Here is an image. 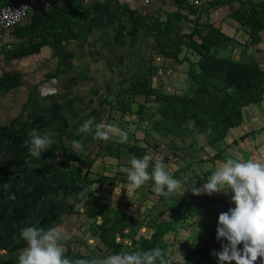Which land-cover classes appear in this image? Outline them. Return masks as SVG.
Here are the masks:
<instances>
[{"label":"rangeland","instance_id":"374dc122","mask_svg":"<svg viewBox=\"0 0 264 264\" xmlns=\"http://www.w3.org/2000/svg\"><path fill=\"white\" fill-rule=\"evenodd\" d=\"M263 1L213 0L201 7H194L186 0L184 3L168 0L158 9L141 16L140 19L146 25L136 28L139 35H136V30L133 34L129 32L132 45L145 44L147 50L149 45L170 43L173 51L178 40L182 45L177 60L174 59L176 55H172L173 52L167 54L165 48L158 56L145 54L143 57L148 60L150 56L152 59L149 61L155 62V69L159 66L162 71L154 83L164 95L163 104L169 101L168 94H190L191 90L195 91L197 86L189 78L188 63L184 58L195 63L200 58V52L209 50L219 57L255 62L264 69V32L259 34L260 41L255 44L248 35L249 28L244 24L245 14L262 15L258 4ZM193 68L198 71L196 66ZM208 84L216 92L223 86L215 78L208 80ZM112 90L116 95L110 93L108 96L112 108H103L104 120L108 119V125L128 132L129 145L140 149L138 158L145 154L153 157L149 171L157 160L162 161L169 174L180 181V188L170 197H164L153 191V181L150 180L141 188L127 192V179L116 175L120 171L114 172L111 169L115 163L113 158L119 161L120 157L119 146L115 145L111 154L108 152L112 159H100L93 170L88 162H82L86 167H80L72 156L69 158L72 154L66 151L70 147L66 151L61 150V147L56 148L59 151L54 153L58 152L60 156L63 151L62 160L65 164L59 166L61 162L57 160L58 166L53 171L48 156L38 159V165L34 168H30L32 162L28 164L30 173L27 176L20 173V170L15 171V176L8 175L2 168L0 264H18V254L26 246L20 238V232L30 226H57L62 235L60 242L66 250L65 256L72 261L132 251L141 246L143 239H147L152 245L148 248L146 246L144 251L159 247L164 250L170 264H218V259L211 254L212 250L220 251L221 244L227 243L216 238L218 217L221 212H227L235 205L222 192L212 196H196L190 190L202 187L218 165L228 158L242 161L253 159L264 163V99L241 106L237 125L228 127L221 140L210 141L208 131L214 124L206 123L203 126L204 121L200 126L193 124L187 127L188 130L179 137L172 136L170 132H152L150 121L161 117L158 112L160 100L154 96L144 99L140 95L138 98L140 103H146L141 108V118L147 120L148 124H138L141 120L129 115L120 118L118 110H122L121 101L125 96L122 90ZM197 95L196 107L200 108L197 111L204 115L203 112L214 107L215 99H210L204 92ZM242 135L244 138L239 139ZM218 154L220 156H214ZM41 159L46 160L42 166L39 163ZM104 166L105 169L108 167V176L103 172ZM76 167L81 169L84 184L75 175L65 174L76 173V170L73 172ZM129 167L130 162H127L121 171L126 174L124 170ZM112 180L115 181L112 183ZM87 188L96 192V205L91 216L88 213ZM171 204L176 207L174 213L170 211ZM101 214L117 219L106 224L107 240L111 244L101 239ZM162 227H165L163 232L160 231ZM145 244L148 245L147 241Z\"/></svg>","mask_w":264,"mask_h":264},{"label":"crops","instance_id":"0c3cea01","mask_svg":"<svg viewBox=\"0 0 264 264\" xmlns=\"http://www.w3.org/2000/svg\"><path fill=\"white\" fill-rule=\"evenodd\" d=\"M165 2L168 0H152L149 4H144L142 0H91L83 7L84 10H90L88 16L83 15V9L75 14L72 29L76 36L62 43L64 48L60 54L58 52L61 49L54 52L52 45H48L47 49H41L36 54L11 55L25 43L39 41L41 36L29 37L24 41L17 37L14 28L3 34L0 41V80L4 75L12 74L17 75L20 81L17 84H0V172L3 168L6 174L15 176V171L20 170V173L27 176L30 168L38 165L40 158L32 157L28 151L30 132L36 130L41 134L51 133L55 151L58 147L63 151L70 147L66 151L72 154L69 158L72 156L81 167H86L82 162H88L92 170L100 159H112L109 155L111 153L108 154V144L119 146V161L118 158H113L115 163L111 169L114 172L120 171L116 175L127 179L121 169L132 157L127 148L129 138L123 143L118 135L111 136L107 141L96 140L93 138L94 125L102 122L108 125V119L104 120L105 117L102 116L103 108L108 109L109 94L116 95L112 89L126 90L131 81L135 80L147 81L149 85L159 89L154 80L160 77L162 71L157 65L156 70L155 62L149 59L150 56H158L164 48L170 54L172 47L169 46L170 43H156L149 45L146 50L145 44L132 45L129 32L133 34L137 27L142 26L133 21L128 9L136 11L141 17L158 9ZM187 2L189 3L188 0ZM94 5L100 8L92 9ZM32 14L24 21L28 22ZM263 32L264 30L260 34ZM139 34L136 30V35ZM179 46L182 47L181 44ZM145 54L150 55L148 60L143 58ZM130 95L132 112H136L140 106H146V103L142 104L138 99L141 94L135 92ZM143 98L146 99L144 96ZM129 116L136 119V115ZM90 118H95L93 131L78 133L81 124ZM121 122L125 124L124 120ZM141 122L138 124H148L146 121ZM150 124L152 128L153 123ZM151 131L155 132L154 129ZM73 140L82 142L83 150H74L71 147ZM45 156L51 158V171L58 166L57 160L61 162L59 166L65 164L58 152L52 157L51 149L41 154V158ZM45 161L39 160L40 166ZM120 163L124 165L118 166ZM103 172L108 176V167Z\"/></svg>","mask_w":264,"mask_h":264},{"label":"trees","instance_id":"16d2710c","mask_svg":"<svg viewBox=\"0 0 264 264\" xmlns=\"http://www.w3.org/2000/svg\"><path fill=\"white\" fill-rule=\"evenodd\" d=\"M14 0H0V5L6 3H12ZM176 3H184L185 0H174ZM187 1V0H186ZM260 6L262 15L258 16L253 15H244V24L249 28L248 35L252 39L253 43H258L260 41V32L264 30V1L258 4ZM85 5L81 3L80 0H59L54 6L50 7L48 10H41L39 12L33 13L32 18L27 22L24 21L16 25L13 29L17 37L22 40L27 38H34L41 36V39L37 42L25 43L24 46L17 49L11 55L15 56H27L29 54H36L40 52L41 49H47L48 45H52L53 50H63L62 43L67 42L71 38H75V33L72 29V22L74 20L75 14L79 9H83ZM98 5H94L92 9L96 8ZM127 9V7L125 8ZM130 11L133 21L138 25H146L141 17L137 15L136 11ZM83 15L88 16L90 10H82ZM163 31V30H162ZM49 36V37H48ZM180 40L175 43L174 51L172 50V55L176 56L174 59L177 60V53L180 49ZM57 54V53H56ZM200 58L197 59L195 63L189 61L187 58L184 60L188 63V72L189 78L196 83V89L193 92L191 90L190 94L184 92L183 94L173 93L168 98L169 101H166V105L163 104L165 101L164 95L160 92L159 89L149 85L147 81L135 80L131 81L128 89L122 91L125 96L123 101H121L122 110H118L122 118L124 115H136L138 120L144 121L145 119L141 118V108L136 112L130 110L131 104V95L133 93H138L143 95L145 98L149 96H154L160 100V105L158 107V112L161 114V117L152 122V129L159 132L160 134H165L170 132L174 137L182 136L181 134L185 133L190 127V122L194 121V124L200 126L204 121L206 123H213L214 126L208 131L211 136L210 141H218L223 138V134L228 127L237 125L238 119L241 116V106L247 105L249 103L261 102L264 99V69H262L255 62H241L236 61L228 57H219L211 53V51L206 50L205 52H200ZM196 66L198 69L195 70L193 67ZM211 78L218 79L223 83L222 89L220 91H212L209 87L208 80ZM20 81L17 75L7 74L4 75L0 84L11 82L17 84ZM190 92V91H189ZM204 92L208 95L210 99H215V105L211 109H208L204 115H201L197 110L200 109L196 107V101L198 99V93ZM194 93V94H193ZM116 100V99H115ZM210 101V100H209ZM110 102V101H108ZM112 102H115L112 100ZM110 103H108L109 106ZM118 104V100H117ZM109 108H112L109 106ZM108 108V109H109ZM108 112V111H107ZM148 122L147 120H145ZM193 126V124L191 125ZM184 128V129H183ZM205 128V127H204ZM203 128V129H204ZM244 135L240 136L239 139H243ZM237 142V140H234ZM114 144H108V152L112 151ZM107 147V146H106ZM128 152L130 156H137L139 148L135 145H129ZM51 153L55 155V149L53 144L50 145ZM216 157L220 156L214 155ZM58 164V162L56 163ZM81 167L80 164H77ZM76 173H65L68 175H75L81 182L84 184V179L82 181L81 169L76 167L73 172ZM88 195V213L93 215V209L96 205V197L94 189H86ZM225 196V195H224ZM165 197V196H164ZM170 197V196H168ZM227 198H230L229 196ZM171 212L174 213L176 207L173 204L170 205ZM101 221L99 223L101 229V239L107 244L108 227L106 224L109 221L117 220L111 215L106 216L101 214ZM160 231H165V227H162ZM147 241L148 245L145 244ZM141 246L138 249L132 251H144V249L152 245V242H149L147 239L141 241ZM114 245V244H113ZM112 245V246H113ZM128 251V252H132Z\"/></svg>","mask_w":264,"mask_h":264},{"label":"clouds","instance_id":"9594fccd","mask_svg":"<svg viewBox=\"0 0 264 264\" xmlns=\"http://www.w3.org/2000/svg\"><path fill=\"white\" fill-rule=\"evenodd\" d=\"M94 121L95 118L85 120L78 133L92 132ZM194 123L190 122L189 126ZM51 135L32 130L28 142L29 154L41 158V154L53 143ZM113 135H118L121 143L128 138L127 133L116 126L94 125V139L107 141ZM71 147L83 150L82 142L77 140L71 142ZM152 160L153 157L148 154L142 158H130L131 167L124 170L127 192L139 189L151 180L157 195L168 197L175 194L181 186L180 181L169 174L160 160L149 171ZM190 191L196 196L222 192L235 205L218 217L216 238L227 242L221 244L220 251L212 250L211 254L218 259V264H258V261L264 264V163L228 158L218 165L202 187H194ZM20 238L26 246L18 254V264H170L164 250L159 247L72 261L65 256L66 250L60 242L62 235L57 226L25 227L21 229Z\"/></svg>","mask_w":264,"mask_h":264},{"label":"built area","instance_id":"2783aa9c","mask_svg":"<svg viewBox=\"0 0 264 264\" xmlns=\"http://www.w3.org/2000/svg\"><path fill=\"white\" fill-rule=\"evenodd\" d=\"M59 0H14L12 3L0 5V41L6 30H10L22 23L31 13L46 10L54 6ZM83 5H88L91 0H80ZM152 0H142L149 4ZM190 5L201 7L211 0H188Z\"/></svg>","mask_w":264,"mask_h":264}]
</instances>
